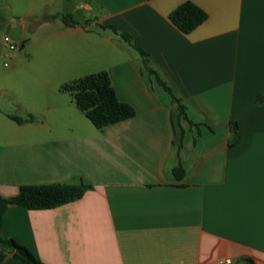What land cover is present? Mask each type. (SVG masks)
<instances>
[{"label":"crops","instance_id":"1","mask_svg":"<svg viewBox=\"0 0 264 264\" xmlns=\"http://www.w3.org/2000/svg\"><path fill=\"white\" fill-rule=\"evenodd\" d=\"M66 1L114 35L86 37L87 27L65 26L66 60L87 70L85 45H102L89 73L108 72L135 114L96 128L61 98L45 108L48 124L33 136H0L1 196H15L21 185L92 186L50 209L8 205L2 235L44 264H216L223 257L264 264V102H256L264 91V0H188L207 18L187 34L168 19L187 0ZM113 41L115 55L106 53ZM122 41L147 55L185 105L187 119L175 123L181 140L171 96L139 51L121 53ZM25 110L33 117L22 124L37 118ZM231 121L239 136L229 144ZM178 162L182 179L173 175ZM0 264L24 263L9 251Z\"/></svg>","mask_w":264,"mask_h":264},{"label":"rangeland","instance_id":"2","mask_svg":"<svg viewBox=\"0 0 264 264\" xmlns=\"http://www.w3.org/2000/svg\"><path fill=\"white\" fill-rule=\"evenodd\" d=\"M93 15L82 8L77 10L66 0H0V136H33V128L46 127L45 108L53 110L61 98L72 99L60 90L61 85L88 74L100 64L96 50L102 45L90 43L85 45L87 70L72 69L74 61L68 62L64 52L68 34L60 35L66 21L72 19L76 25L88 28L86 37L105 36L104 31L114 36L111 30L92 24ZM5 35L15 46L10 56L3 43ZM117 46L113 41L106 53L115 55ZM121 46V53L139 56L127 43L122 41ZM25 109L35 111L37 118L17 125L4 114L25 118L29 116ZM44 131V136H48V130Z\"/></svg>","mask_w":264,"mask_h":264},{"label":"trees","instance_id":"3","mask_svg":"<svg viewBox=\"0 0 264 264\" xmlns=\"http://www.w3.org/2000/svg\"><path fill=\"white\" fill-rule=\"evenodd\" d=\"M64 18V16H63ZM207 18V13L191 1H184L177 5L168 14V19L184 34L191 32ZM65 19V18H64ZM76 22L72 19L66 21V26H74ZM142 56V62L150 74H154L157 83L171 96L175 104L176 116L174 119V132L181 140L183 130L175 125L179 119H187L185 105L177 96L174 88L169 86L158 73L149 65L147 55L137 48ZM61 91L67 92L76 107L96 128H102L112 123L122 121L134 116L133 107L121 102L114 91L108 72L102 70L95 73L83 75L71 82L63 83ZM257 103L264 102V91L256 97ZM8 118L17 124L30 121L31 116L22 118L15 114H9ZM172 119V121H173ZM229 144L238 139V127L235 121L230 122ZM180 144H177L179 149ZM176 179H182L184 169L181 164L173 168ZM92 186L79 180L71 183H50L38 185H21L15 196L5 198L0 195V262L5 258L7 252L11 251L13 256L24 264H44L36 258L24 245L13 238H6L1 233L2 215L10 204H17L29 210L50 209L62 204L80 199ZM244 264H255L250 258L244 259Z\"/></svg>","mask_w":264,"mask_h":264},{"label":"built area","instance_id":"4","mask_svg":"<svg viewBox=\"0 0 264 264\" xmlns=\"http://www.w3.org/2000/svg\"><path fill=\"white\" fill-rule=\"evenodd\" d=\"M3 43L9 50V56L13 54V50L15 48L14 44L11 42L9 36L5 35L3 37ZM6 65V63H4ZM232 260L228 257H223L217 260L216 264H231Z\"/></svg>","mask_w":264,"mask_h":264}]
</instances>
